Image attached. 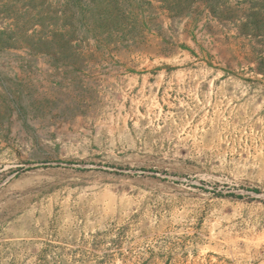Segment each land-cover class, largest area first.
Returning a JSON list of instances; mask_svg holds the SVG:
<instances>
[{
  "label": "rangeland",
  "instance_id": "1",
  "mask_svg": "<svg viewBox=\"0 0 264 264\" xmlns=\"http://www.w3.org/2000/svg\"><path fill=\"white\" fill-rule=\"evenodd\" d=\"M0 264H264V0H0Z\"/></svg>",
  "mask_w": 264,
  "mask_h": 264
}]
</instances>
